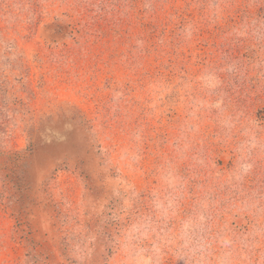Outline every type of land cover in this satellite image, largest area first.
Here are the masks:
<instances>
[{
  "label": "rangeland",
  "instance_id": "374dc122",
  "mask_svg": "<svg viewBox=\"0 0 264 264\" xmlns=\"http://www.w3.org/2000/svg\"><path fill=\"white\" fill-rule=\"evenodd\" d=\"M0 264H264V0H0Z\"/></svg>",
  "mask_w": 264,
  "mask_h": 264
},
{
  "label": "trees",
  "instance_id": "16d2710c",
  "mask_svg": "<svg viewBox=\"0 0 264 264\" xmlns=\"http://www.w3.org/2000/svg\"><path fill=\"white\" fill-rule=\"evenodd\" d=\"M27 150H29V148ZM27 156H30V153H28V155L26 156L22 155L21 159L18 161H16V159H13L15 163H13L12 165L9 164L10 166H8L9 173L11 174L9 182L12 183L13 187L17 191L20 190L21 187H23V190H24V187L27 186V185H23V180H21V176L24 174L22 171L25 165L23 158H27ZM19 204H20L19 208H22L24 204L29 205V203L26 202L25 200H21Z\"/></svg>",
  "mask_w": 264,
  "mask_h": 264
}]
</instances>
